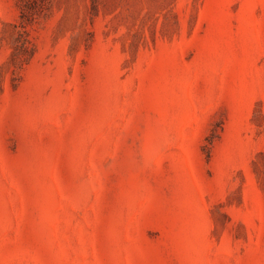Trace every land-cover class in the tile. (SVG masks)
<instances>
[{
    "label": "rangeland",
    "instance_id": "obj_1",
    "mask_svg": "<svg viewBox=\"0 0 264 264\" xmlns=\"http://www.w3.org/2000/svg\"><path fill=\"white\" fill-rule=\"evenodd\" d=\"M0 264H264V0H0Z\"/></svg>",
    "mask_w": 264,
    "mask_h": 264
},
{
    "label": "trees",
    "instance_id": "obj_2",
    "mask_svg": "<svg viewBox=\"0 0 264 264\" xmlns=\"http://www.w3.org/2000/svg\"><path fill=\"white\" fill-rule=\"evenodd\" d=\"M21 10V18L30 21L41 16L48 8L50 0H17Z\"/></svg>",
    "mask_w": 264,
    "mask_h": 264
}]
</instances>
